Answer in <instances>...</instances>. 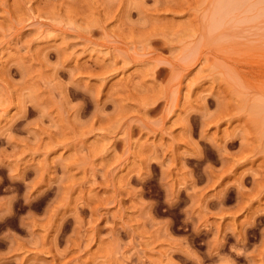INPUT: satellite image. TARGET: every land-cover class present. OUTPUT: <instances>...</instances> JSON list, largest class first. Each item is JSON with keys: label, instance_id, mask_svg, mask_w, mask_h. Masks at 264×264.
I'll return each mask as SVG.
<instances>
[{"label": "rangeland", "instance_id": "374dc122", "mask_svg": "<svg viewBox=\"0 0 264 264\" xmlns=\"http://www.w3.org/2000/svg\"><path fill=\"white\" fill-rule=\"evenodd\" d=\"M0 264H264V0H0Z\"/></svg>", "mask_w": 264, "mask_h": 264}]
</instances>
